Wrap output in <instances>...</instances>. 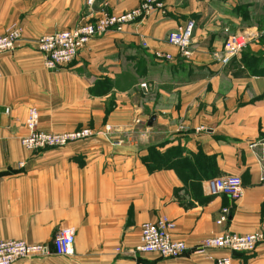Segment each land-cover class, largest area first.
I'll list each match as a JSON object with an SVG mask.
<instances>
[{"label":"crops","instance_id":"crops-1","mask_svg":"<svg viewBox=\"0 0 264 264\" xmlns=\"http://www.w3.org/2000/svg\"><path fill=\"white\" fill-rule=\"evenodd\" d=\"M140 1L96 0L89 8L86 0H0V37L12 26L23 30L20 47L0 55V240L49 244L62 228L75 233L74 256L15 264H215L229 252L199 253L202 242L264 231V0H173L164 15L93 40L68 67H45L38 39L101 12H130ZM189 20L194 56L185 61L167 36ZM231 33L252 42L223 66ZM31 108L42 131L95 135L29 152L21 140ZM225 175L243 181L236 202L207 192L210 180ZM225 207L232 217L220 226ZM164 216L188 253H134L142 225ZM233 264H264V244L233 255Z\"/></svg>","mask_w":264,"mask_h":264},{"label":"built area","instance_id":"built-area-1","mask_svg":"<svg viewBox=\"0 0 264 264\" xmlns=\"http://www.w3.org/2000/svg\"><path fill=\"white\" fill-rule=\"evenodd\" d=\"M96 0H86L89 8L93 7ZM173 0H141L137 8L130 12L113 15L101 12L94 22H82L76 27L53 35L41 37L35 42L36 49L44 59L45 67L50 71H60L71 65L90 43L108 32L121 33L128 24L141 22L154 13L165 14L166 4ZM196 27L194 20H189L184 26L170 32L167 43L175 47L180 58L190 61L194 56L193 34ZM23 30L12 26L0 37V55L13 53L21 44ZM251 39L243 33L228 34L221 57L223 66H229L241 56L249 47ZM146 47V44H144ZM158 60L171 62L174 56L169 53L156 52ZM147 88V84H142ZM9 114L10 109L6 108ZM40 115L36 108H31L28 113L26 126L28 134L22 138V146L29 152H38L47 149L65 148L68 145L88 140L95 135L90 128H82L71 132H45L39 129ZM139 122V121H138ZM111 126L105 127L104 136H108ZM204 128L198 129V132ZM210 196H225L236 202L244 191L241 177L225 175L210 180L206 185ZM232 210L228 207L222 209L217 224L222 226L230 221ZM176 223L164 216L155 223H145L141 228V242L134 250L139 254H157L164 259H177L188 253V247L183 241L174 239L173 233ZM264 244V231L248 235H237L229 232L210 238L200 245L197 252L203 253L213 248L229 252V256L215 259V264H233V255L254 252L257 247ZM75 233L71 228H62L57 231L49 244H28L24 241L0 240V264H15L19 260L45 258L50 256H74ZM119 251V250H117Z\"/></svg>","mask_w":264,"mask_h":264},{"label":"water","instance_id":"water-1","mask_svg":"<svg viewBox=\"0 0 264 264\" xmlns=\"http://www.w3.org/2000/svg\"><path fill=\"white\" fill-rule=\"evenodd\" d=\"M156 120V118L155 117H152L151 119H150V121L148 122V127H152L153 126V124H154V121Z\"/></svg>","mask_w":264,"mask_h":264},{"label":"trees","instance_id":"trees-1","mask_svg":"<svg viewBox=\"0 0 264 264\" xmlns=\"http://www.w3.org/2000/svg\"><path fill=\"white\" fill-rule=\"evenodd\" d=\"M150 161H151V160H148V159H147V163H150ZM154 161H155V160H154ZM148 165H149V166H148V169H149L150 171H153L154 169H156V168L151 167L150 164H148Z\"/></svg>","mask_w":264,"mask_h":264},{"label":"rangeland","instance_id":"rangeland-1","mask_svg":"<svg viewBox=\"0 0 264 264\" xmlns=\"http://www.w3.org/2000/svg\"><path fill=\"white\" fill-rule=\"evenodd\" d=\"M142 85V84H141ZM142 87V86H141ZM143 89H145V88H143ZM147 89V88H146ZM139 120H137V122H136V124H138V125H142V122H138Z\"/></svg>","mask_w":264,"mask_h":264}]
</instances>
